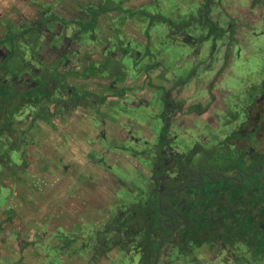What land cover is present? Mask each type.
Masks as SVG:
<instances>
[{"label":"rangeland","instance_id":"rangeland-1","mask_svg":"<svg viewBox=\"0 0 264 264\" xmlns=\"http://www.w3.org/2000/svg\"><path fill=\"white\" fill-rule=\"evenodd\" d=\"M29 1L0 0V39L5 37L7 31H18L35 24L45 16L44 10L49 11V8L53 13L63 14L66 19L69 17L67 8L73 10L71 6L76 7L75 10L79 8L77 12L80 13V3L79 6L74 3L77 0ZM78 1L83 5L81 9L87 13L94 4L108 10L101 11L94 39L90 33L78 36L80 28L77 26L76 29L68 27L66 36L78 45L76 50L81 49L86 66L102 64L113 54L106 67L108 72L100 76L97 88L110 89L112 94L127 90L126 99L118 98V107L115 104L112 110L119 109L126 102L132 107L125 110L129 111L128 114L118 115L114 124L116 130L122 131L125 136L130 133L131 136L124 141L110 139L113 142L109 144L106 138L100 137V130L103 123H111L103 116L96 117L95 111L91 114L85 110L60 114L50 118L48 124L31 128L24 137L23 145L11 151L10 165L0 166V264H139L137 251L123 254L114 249L97 263H94L93 255L99 247L98 232L109 226L115 216L138 204L147 195L149 177L156 160L155 143L162 126L159 116L162 97H169L171 93L175 105L181 106V102L186 104L183 110L187 117L180 116L183 129L177 121L178 125H172L173 135L179 130L189 132V129L205 132L209 130L203 120L210 116L205 110L213 104L211 110L214 115H223V106L227 108L225 104L238 103L243 106L238 101L239 93H232V83L244 85L259 73L255 65H246L245 71L238 70L239 73L230 72L236 59L234 56L241 54L242 61L246 50L240 45L238 33L237 42L229 43L225 39L219 42L211 55L210 40L200 43V38L208 32L201 21L194 22L183 32H177L166 23L149 27L147 17L134 14L141 10L149 15H163L179 23L189 16L199 18L197 10L207 0ZM89 1L94 4L90 5ZM251 4L252 0H215L210 16L220 25L227 26L231 19L227 15L231 14L242 32L246 27L241 15L251 8ZM119 7L133 12L134 16L117 10ZM82 15L88 18L87 14ZM55 28L57 32H65L63 27L49 25L50 33L47 34L52 35ZM33 29L37 30L38 27ZM250 32L252 30L249 28L244 31L245 34ZM257 32H260L259 29ZM3 40L1 43L8 44L7 39ZM60 41L57 39L55 43ZM24 43L26 45L20 54L29 59L30 48L27 47L32 39ZM43 52L50 54L48 48H44ZM70 56L72 62L69 68L79 69L76 63L79 54L71 53L68 58ZM251 57L252 60L256 59L255 55ZM43 67L47 66L44 64ZM192 70H195L196 79H190L187 87L184 79ZM217 73L221 76L218 77ZM213 78L223 81L224 87L221 89L216 85L212 89L209 85L213 84ZM91 83L95 85V81ZM248 84L255 88L256 81ZM71 85H74L72 79ZM179 90L181 92L177 93ZM243 91L246 93V88ZM244 93H241V97L245 98ZM109 100L111 98L107 99V103ZM143 108L152 111L153 118L144 116L149 117V114ZM200 113L203 116L197 117ZM20 115L13 121L20 127L19 130L26 131L32 114L24 110L22 117ZM228 117H231L230 111L226 112L224 119ZM1 125L4 123L0 122ZM125 128L132 131L128 132ZM216 131L210 130V135L221 137ZM4 141L6 135L3 138L0 136V142ZM255 143L263 146L257 140ZM170 144L172 149L168 151L176 156L182 154L183 166L190 169V174L199 170L214 174L219 166L225 168L226 150L213 148V143L204 147L201 143L192 144L179 139ZM212 158L214 163L210 166ZM235 163L238 164V155L232 164ZM178 166L179 169L183 167L180 163ZM141 193L144 195L141 196ZM72 239L76 241L68 246ZM166 248V254H161L159 264H235L239 257L238 251H227L222 244H216L214 248L206 245L201 249L194 248L193 255L183 256H179L173 247Z\"/></svg>","mask_w":264,"mask_h":264},{"label":"flooded vegetation","instance_id":"flooded-vegetation-1","mask_svg":"<svg viewBox=\"0 0 264 264\" xmlns=\"http://www.w3.org/2000/svg\"><path fill=\"white\" fill-rule=\"evenodd\" d=\"M32 1L33 0L29 2ZM48 3L50 4V2ZM74 3H77V6H79L78 4L80 3V13L77 12L79 8L78 10H75L76 7L71 6L70 8L73 10L70 11L69 8H67V11H69L68 19H66L63 14L53 13V10L47 6L49 11L44 10L45 16L35 22V24L28 25V27L21 28L18 31L10 30L6 32L5 37H8V32H10L13 33L14 36L10 34L8 38L12 37L14 40H9L8 44H5L1 43L5 37L0 39V90L3 88L8 90V96L11 97V102L9 104V101L7 100L8 96L5 95L4 91L0 92V122L5 123L3 118H7L8 112L14 113L15 115L13 118H17L19 114H21L20 116L22 117L23 111L25 110L29 111V115L32 114V118L30 119L27 128H29L31 124H33L31 128H34L38 124H48L50 118L59 116L60 114H68L78 110L89 111L92 114V112L95 111L96 117L99 118L100 116H103L108 120V123H111H103L101 125L100 137L102 136L103 138H106V141L109 144H112L113 142L110 139L117 141L127 140L126 138H129L131 134L129 133L128 136H125L122 131L120 132L116 130L114 124L121 114H128L129 111L126 112V109L131 110L132 107L126 102V104L119 106V109L112 110L113 105H117L116 100H118V98L126 99L127 90H124L121 93L115 92L116 94H112L110 93V89L109 91H105L102 86L101 88H97L100 76H103L108 72L106 67L113 59V54L108 56L102 64H98L97 66L96 64H89L86 66L85 56H83L81 49L76 50L78 45L76 46L75 41L72 42V38L70 39V37L66 36L68 27L76 29L77 26L80 28L77 33L78 36H81V34L84 36L87 33H90L94 39L93 34L98 27V20H100L99 18L102 14L101 11L107 9H104L101 6H96L89 1L90 5H94L89 7L90 10L87 13L81 9L83 5L80 1L77 0ZM82 13L84 15L87 14L88 18H83L84 16ZM93 19H95L94 29L88 28L83 30L85 26H88L87 24L90 21H93ZM49 25L63 27L65 32H57V29L55 28L54 31L51 32L52 35H48L47 33H50ZM35 27H38V29L34 30L33 28ZM22 33L25 34L22 35ZM27 39H32V43L27 47L28 49L30 48L28 51L30 55L29 59H25V57L20 54L21 49L26 45L24 42ZM57 39L61 40L60 43H55ZM12 44L16 49V55L14 57L11 56ZM44 48H48L50 54H45L43 52ZM127 50L128 49H125V51ZM71 53L79 54V58L76 61L79 69L69 68L72 60L71 56L68 58V55ZM45 60H48V62ZM44 64L47 67H43ZM261 68L262 66L260 64L258 69ZM195 75V70H192V73L185 77V86L189 87V80L196 79L194 77ZM218 75H220V73H217V76ZM261 75V73L256 74V78L254 79L256 81L255 93L258 95L255 104L250 106H247L246 103H243V106L237 104H225L227 108L223 106V115H220L219 113L214 115L211 110L214 108V105L211 104L209 107L210 109L205 110V113L210 114L208 119L203 120L206 124V128L209 130L205 132L202 130L199 131V129L197 131L189 129V132L187 130L178 129L179 131H177V134L173 135L171 133L173 124L176 123L178 125L179 122L180 128L183 129L180 116L183 115L187 117L183 110L186 104L181 102V106H177L175 105L176 102L171 98V93L169 97L164 95V97H162V107L159 113L162 126H160L157 143H155L156 147L154 149L156 160L152 167L151 176L149 177L150 181L147 185L148 190H146L147 194H149L151 182H156V180L154 181L152 178L154 175L153 169L158 162L162 163V166L160 167L162 170H160L157 182L158 193L160 194L158 201H161L159 203V208L164 217V224L172 229L171 224L173 222V216L169 213H164L161 208L165 206L168 211L172 212V209H170L172 204L166 202L165 205H163L164 200L173 195V193H179L178 197L180 200L178 201V209H175L179 221H184L185 213H190L193 208H199L201 210L200 214L206 215L205 217L207 218L209 227L212 222L214 223L219 220V222H223L227 229L234 228L239 231V235H236V230L231 233L226 232L229 237L239 239L238 243L235 242L233 245L232 241L220 243L227 251H238L239 257L234 261L235 264H263L264 262L261 254H254V250L256 252L259 249V243L264 237V83L261 80ZM71 79L73 80L74 85H71ZM92 81H95L94 86L91 83ZM212 81L213 84L209 85L210 87L212 86V89L216 85L221 87V89L224 87L223 81L221 82L219 78H213ZM244 87H246V84ZM180 92L181 91L179 90L177 93ZM31 93L32 95H30ZM117 94H120V96H117ZM109 98H111V100L107 103V99ZM230 108L232 110H229ZM144 111H147L149 117L146 114H143L144 116L147 118H153L152 111H149L148 109H145ZM227 111H230L231 117L224 119ZM39 114L44 116L45 119L39 118ZM10 116L11 115L9 114V117ZM196 116H203V113L197 114ZM8 128L12 134L17 133L22 135L23 131L19 130L20 127L17 124L15 125L14 121L10 120ZM130 128H125V130L130 132L132 131ZM3 130L4 135L7 136V130L4 128ZM210 130L213 132L217 130L216 133H220L222 136L219 138H216L215 136L214 138L213 135H210ZM223 133H225V135H223ZM250 135L251 137H249ZM3 136L1 138H3ZM15 136L17 135L15 134ZM186 136H188L189 139ZM134 137L135 135L132 136V138ZM179 139L185 142L190 141L192 144L201 143L204 147H208V145L213 143L215 146L213 148H224L226 150L225 153H227L226 160L224 161L225 168L219 166L216 168L217 172H214V174L205 170H199L196 173L194 172L195 174H190V169L183 166L182 154L179 153L178 156H176L168 151V149H172L170 143L178 141ZM255 140L262 142L263 146L255 143ZM5 142L6 141L2 143L6 144ZM133 152L135 151L133 150ZM237 155L238 164L236 165L235 163L234 165L232 163L236 160ZM178 163L183 166L182 169H179ZM213 163L214 159L212 158L210 166H212ZM220 180L229 184L227 187L229 186L230 189H234L235 186H238L239 199L236 208L235 202L233 203L231 201L232 197L227 198L224 201L225 206H227L224 211V219L218 218L216 220L214 219V210L209 209L210 199L212 198V193L210 192L214 190L216 187L215 184ZM189 187H192L195 191L191 195H189L186 190H182ZM198 189L207 190V203L201 204L197 201L199 194ZM144 204L149 205L148 202H145ZM109 226H106L103 230L110 228ZM208 233L209 235H214L213 232H211V229H209ZM103 235V232H98L97 244L98 238ZM106 235L107 240L117 237L116 229L109 231ZM250 241L254 243V246L249 244ZM113 242L114 241H111L109 244L104 242V245L109 251H113L114 249L118 251V246H114ZM214 244V242H211L208 243L207 246L212 247ZM194 248L196 249L195 246ZM194 248L192 249L194 250ZM136 251L138 252L136 247H133L132 244L129 249L125 250V252L121 251V253L131 254ZM165 251H167V248L163 246L160 251V257L161 254H166ZM190 254L193 255L192 253ZM183 255L184 254L179 252V256Z\"/></svg>","mask_w":264,"mask_h":264},{"label":"trees","instance_id":"trees-1","mask_svg":"<svg viewBox=\"0 0 264 264\" xmlns=\"http://www.w3.org/2000/svg\"><path fill=\"white\" fill-rule=\"evenodd\" d=\"M207 1L208 2H205L197 10L198 15L200 16L199 18L198 16H189L187 19H183L179 23H176V21L170 20L163 15H149L141 10L136 13L134 12V14H139L147 17L149 19V27H152L157 23H166L171 28H174L177 32H183L186 29H189L194 24V22L201 21L202 25L207 27L208 32L206 36H202L200 38V43H204L207 40H210L212 44L210 47L211 55L215 52V49L218 47L219 42L225 39H227L229 43L237 42L236 40H238V33L241 37L239 41L240 45L243 47V49L245 48L246 50H244L242 61L241 54L238 53L236 56H234L236 59L233 62V67L230 69V72L239 73L238 70L245 71L246 65H250V67L255 65L258 69V66L261 64L262 68L258 70L259 73L262 74L261 80L264 83V0H252L251 8L242 13L241 16L245 19L246 27L242 30V32L239 31V23L233 16H230L231 14L227 15L229 19L231 17V19L228 20L229 23L227 26H222L218 22L214 21L210 15L212 13V4L215 0ZM102 8L105 9L104 6H102ZM117 10L128 12L129 15L134 16L133 12L124 10L121 7H119ZM94 20L95 19H93V21H90L87 24L88 26H85L83 30H86L88 28L94 29ZM248 28L252 30V33L250 32L249 34H245L244 31L246 32ZM257 29H259L260 32H257ZM8 33L9 36L10 34L13 35V33ZM25 33H22V35H24ZM8 37L6 36L5 40ZM7 40L9 41L14 39L10 37ZM11 53L12 57H14L16 54V49L14 48L13 44ZM252 55H255V60H252ZM244 60H246V62H244ZM247 79L245 80L248 81ZM254 79L255 78L252 77L248 83L255 81ZM248 83H244V85L246 84L247 87H244L242 83H232V93H239V104L246 103L247 106H250L255 104L257 93H255L254 86H249ZM245 88L246 93H244L243 91L245 90ZM3 91L5 95L8 96V90L4 88L0 90V92ZM241 93H244L246 97H241ZM30 95H32V93ZM7 100L10 104L11 97L8 96ZM8 113L11 115L10 117ZM8 113L7 118H3V120L5 121L4 125L0 127L1 137L4 135L3 128L7 130L5 142L6 144L0 142V166L10 165L9 163H11V161H9V156L11 154V151L19 149L23 145L24 137L27 135L26 133H28L33 126V124H31L26 131L22 132V135H19L17 133L12 134L8 127L10 120L13 121V117L15 114L12 112ZM38 117L45 119V117L40 114L38 115ZM15 134L17 136H15ZM161 166L162 163L158 162L153 169L154 175L152 178L154 181L156 180V182H151L149 194L145 195V198L141 199L138 204L135 203L132 207H128V209L115 216L113 222L109 226L110 228L99 231L103 232L104 235L98 238L99 247H97L98 249L93 255L94 263H97L99 260H101V258L107 257L109 249L106 248L104 242L109 244L111 241H114L113 245L118 246L119 250L122 252H125V250L129 249L133 244V247H136V250H138L140 255L139 264H154L156 259V252L159 249L161 240L164 241L163 246L165 248L168 246L173 247V249H177V251L184 255L192 253V248H194V246L200 248L203 245L211 242L220 244L222 242L227 243L232 241V245L235 242H239V239H234L233 237H229L226 234V232L231 233L232 231L236 230V235H239V231L234 228L227 229L222 221L219 222V220H217L218 218H223L225 216L224 211L226 210L225 208H227V206H225L224 201L227 198L232 197L231 201L233 203L235 202L236 208L239 199L238 186H235L234 189H230V187L228 186V189L226 190L223 187L226 188L229 184L225 183V181L223 180L217 182L215 185L218 184V186H216L214 190L210 192L212 193V198L210 197L211 199L209 209L214 210V219L217 220L214 223L210 222V227L208 226V221L205 217L206 215L200 214L201 210L199 208V210L193 208L190 213H185L184 221L181 222L178 220L176 210L178 209V201L180 200V198L178 197L179 193H173V195L164 200L163 205H165L166 202H170V204H172V207H170V209H172V212L168 211L165 206L161 207L164 213L166 212L173 216V222L171 224L172 229L166 226L163 222L164 217L161 214L158 201L160 198V194L158 193L157 179L160 175V170H162L160 168ZM182 190H186L189 195L195 192L192 187ZM198 193L199 194L197 197V201L201 204L207 203V190L198 189ZM229 193L232 196H230ZM143 195L144 193H141V196ZM144 199L145 201H143ZM145 202H148L149 205H145ZM114 229H116L117 237L107 240L106 233H109V231H112ZM209 229H211V232H213V236L209 235ZM172 230L174 231V235H172ZM75 241L76 239H72L71 241H69L67 243L68 246H71ZM249 244H251V246H254V243L251 241ZM259 249L256 252L254 250V254H261V257L264 260V237L259 243Z\"/></svg>","mask_w":264,"mask_h":264},{"label":"water","instance_id":"water-1","mask_svg":"<svg viewBox=\"0 0 264 264\" xmlns=\"http://www.w3.org/2000/svg\"><path fill=\"white\" fill-rule=\"evenodd\" d=\"M161 201H159V203H160ZM172 235H174V231L172 230ZM171 235V236H172ZM163 240H161V243H160V246H159V249L157 250V252H156V259H155V262H154V264H159V261H160V251H161V249H162V247H163Z\"/></svg>","mask_w":264,"mask_h":264},{"label":"crops","instance_id":"crops-1","mask_svg":"<svg viewBox=\"0 0 264 264\" xmlns=\"http://www.w3.org/2000/svg\"><path fill=\"white\" fill-rule=\"evenodd\" d=\"M206 246H207V244H205ZM205 245H203V246H205ZM202 246V247H203ZM216 246V244H214V246H212V247H210V248H214ZM197 248V247H196ZM198 249V248H197ZM199 249H201V247L199 248Z\"/></svg>","mask_w":264,"mask_h":264}]
</instances>
